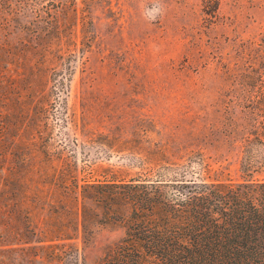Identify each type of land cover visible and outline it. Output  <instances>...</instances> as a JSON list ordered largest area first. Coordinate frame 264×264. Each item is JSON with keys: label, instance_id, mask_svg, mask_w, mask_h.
Masks as SVG:
<instances>
[{"label": "rangeland", "instance_id": "1", "mask_svg": "<svg viewBox=\"0 0 264 264\" xmlns=\"http://www.w3.org/2000/svg\"><path fill=\"white\" fill-rule=\"evenodd\" d=\"M25 125L50 156L25 173L36 187L191 152L239 180L241 137L264 131V0H0V188L20 178ZM85 213L83 228L0 225V264H99L123 227Z\"/></svg>", "mask_w": 264, "mask_h": 264}, {"label": "trees", "instance_id": "2", "mask_svg": "<svg viewBox=\"0 0 264 264\" xmlns=\"http://www.w3.org/2000/svg\"><path fill=\"white\" fill-rule=\"evenodd\" d=\"M25 133L20 178L0 188V225L83 228L85 203H94L123 227L99 264H264V131L241 137L235 181L191 152L164 160L153 154L126 181L79 184L66 168L42 172L51 177L37 187L25 173L40 154L50 156L36 147L30 125ZM35 204L42 215H34ZM57 209L68 219L57 217ZM59 234L47 230L44 240Z\"/></svg>", "mask_w": 264, "mask_h": 264}]
</instances>
